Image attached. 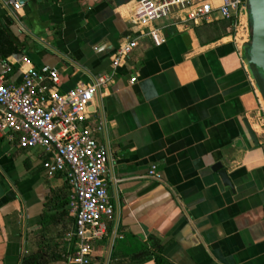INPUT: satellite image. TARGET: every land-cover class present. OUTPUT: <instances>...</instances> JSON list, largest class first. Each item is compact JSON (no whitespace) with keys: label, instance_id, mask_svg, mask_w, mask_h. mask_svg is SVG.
<instances>
[{"label":"crops","instance_id":"1","mask_svg":"<svg viewBox=\"0 0 264 264\" xmlns=\"http://www.w3.org/2000/svg\"><path fill=\"white\" fill-rule=\"evenodd\" d=\"M6 2L2 21L25 49L0 71L10 66L19 82L30 67L55 68L61 93L109 74L121 43L138 34L140 0H31L19 11ZM154 29L161 43L142 37L89 106L113 208L90 264H154L139 263L137 242L163 248L170 264H264V109L242 58L248 13L236 25L215 17L186 26L172 15ZM49 158L0 138V264H68L75 192L64 175H45ZM152 166L163 183L147 179Z\"/></svg>","mask_w":264,"mask_h":264},{"label":"built area","instance_id":"2","mask_svg":"<svg viewBox=\"0 0 264 264\" xmlns=\"http://www.w3.org/2000/svg\"><path fill=\"white\" fill-rule=\"evenodd\" d=\"M14 11L21 6L7 0ZM247 12V0H140L133 23L137 36L125 40L114 54L110 73L99 75L91 83L78 84L67 93L60 92V72L48 66L28 68L19 82L12 81L13 70L4 65L0 71V138L16 144L21 150L43 149L50 158L42 164L45 175H64L74 189L70 207L75 217V248L68 264H90L91 246L106 236L104 221L113 216L105 176L108 152L99 144V127L87 124L89 106L100 90L113 82L115 72L137 48L142 37L158 46L161 42L154 24L172 15H180L186 26L210 23L215 17L236 21ZM29 65L23 61L21 68ZM19 68V72L20 69ZM147 179L163 183L155 166Z\"/></svg>","mask_w":264,"mask_h":264},{"label":"water","instance_id":"3","mask_svg":"<svg viewBox=\"0 0 264 264\" xmlns=\"http://www.w3.org/2000/svg\"><path fill=\"white\" fill-rule=\"evenodd\" d=\"M17 1L20 6H23L31 0ZM34 1L40 2L41 0ZM247 13L251 30V40L243 48L242 58L250 77L257 84L259 100L264 109V0H247ZM247 131L252 141L256 143L255 136L248 126ZM213 170L218 173L223 185L232 189V185L221 165L217 164Z\"/></svg>","mask_w":264,"mask_h":264},{"label":"trees","instance_id":"4","mask_svg":"<svg viewBox=\"0 0 264 264\" xmlns=\"http://www.w3.org/2000/svg\"><path fill=\"white\" fill-rule=\"evenodd\" d=\"M25 46L20 43L19 38L14 36L10 31L9 26H6L0 16V62L5 63L12 55L21 54L24 52ZM121 243V242H120ZM138 246L142 251H146L144 259L139 263L146 261H153L154 264H170L162 255L163 248L147 249L145 246L139 244ZM119 245V243H118ZM117 249V248H116ZM115 255L113 254L112 258ZM23 264H31L29 261H24ZM32 264H40L35 262Z\"/></svg>","mask_w":264,"mask_h":264}]
</instances>
